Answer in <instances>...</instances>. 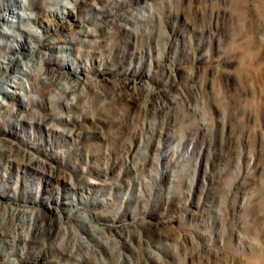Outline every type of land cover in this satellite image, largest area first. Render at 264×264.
<instances>
[{
    "label": "rangeland",
    "instance_id": "374dc122",
    "mask_svg": "<svg viewBox=\"0 0 264 264\" xmlns=\"http://www.w3.org/2000/svg\"><path fill=\"white\" fill-rule=\"evenodd\" d=\"M62 1L69 7L47 5L70 12L69 34L96 32L91 44L59 53V62L84 66L90 100L58 107L61 134L37 127V106L24 110L35 129L0 125L31 158L24 169L0 155V215L33 211L59 226V245L74 244L80 264H264V0H120L104 17L94 10L107 0ZM168 8L178 20L165 21ZM144 10L159 12V24L149 17L165 36L158 44L118 28L135 32L125 17ZM114 87L140 100L99 111L95 94ZM51 172L59 182L47 180ZM4 239L0 264L37 258L38 242L12 253ZM57 252L35 264H77Z\"/></svg>",
    "mask_w": 264,
    "mask_h": 264
},
{
    "label": "bare ground",
    "instance_id": "6f19581e",
    "mask_svg": "<svg viewBox=\"0 0 264 264\" xmlns=\"http://www.w3.org/2000/svg\"><path fill=\"white\" fill-rule=\"evenodd\" d=\"M138 1L146 3L147 0ZM184 1L189 2L188 0ZM50 2L59 6L65 4V7H69V5L62 0H0V83L6 85L5 87H3L2 84L0 85V96L2 95V99H0V125L2 123L7 126L13 124V128H24L27 123L30 129H32L34 123L26 121V118H28V113L26 112L33 110L31 106H37L40 109L38 110V120L34 121L37 127H43L47 133H60L54 122V119L59 116L57 113L58 107L70 105L78 106L90 100V92H88V90L86 92L82 91V81L84 80H80L81 77L79 76V74L85 73L84 66L78 64V61L72 60L71 58L67 59V61L59 62L61 57L59 53L71 52L79 42L91 44L93 41L90 38H85L95 36L96 32L95 30L81 29L78 31L77 36H75V34H69L70 30L75 26V23L66 20L68 16L70 17V12L67 13L68 16L65 15L66 13L64 11L59 13L56 7L50 8L47 5V3ZM233 2L239 6L242 3L241 0H233ZM120 4H122L120 0H107L106 3H103L100 7H96V10H93L94 13L97 14L104 13L102 17L110 16L115 14L112 8ZM51 12L54 15L57 13L59 16V18L57 16L53 31H51L52 23L49 18ZM162 13L164 14L162 17L164 16L165 21L178 20V13L171 8L165 9ZM128 15L129 16L126 15L127 17H125V20L132 23V25L134 23L138 24V28L134 32L132 29H127V27L126 31L123 29L124 25L118 23V28L122 33H125V35L133 33L137 40L146 41L148 44L150 42L158 44L161 39L163 40L165 38V36H162L160 33V30L155 32V26L149 23V17L151 18L154 15L157 17L156 22L158 24L160 23L161 17L159 16V12L148 14L144 10L139 14L130 12ZM94 16L93 19H99L100 21L101 17L97 15ZM239 20L241 22L245 21V11L243 9L239 12ZM36 25L43 28L44 34H41L35 29ZM100 30L101 34L102 31L104 34L106 33L105 28ZM203 35H205V33ZM18 39L20 42L14 44V41ZM146 49L147 48H145V53ZM136 51H138V48ZM141 51L143 52L144 49ZM22 57L27 58V60L24 61ZM95 95L103 98L102 103L100 102L101 100L99 101L100 106H98V109L106 113L110 110L114 112V107L117 106V104H124V106L129 107L131 102L140 100V93L135 90L127 91L124 87H114L99 92V94L96 93ZM24 110H26V112ZM71 132L72 134L76 133L73 130ZM1 134L0 155L4 157L3 160L5 159V164L8 166H13L14 164L19 166L22 165L24 169H28L31 159L30 156L25 158V155L20 153L18 147L5 141L6 134L3 131ZM47 141L49 140L47 139ZM1 163L0 161V167H2ZM16 171H18V169ZM26 174L23 173L24 178L32 176V174L34 175V173H30V171ZM47 178L49 182L57 183L60 180V175L51 172L48 174ZM59 230V226L54 227L53 223L50 221L40 220L33 211L20 213L16 211V209H12L6 214L0 215V235L5 237L3 240L5 249H10L13 253L18 242H22L24 245L30 242L39 243L38 251L36 252L38 256L34 260L26 261L29 264H35V262L42 260H55L48 258L47 255L48 252L54 249L58 251L57 257L69 256L72 257L74 261H77L75 263L80 264L81 255L74 244L69 249H65L63 246L59 245L60 241H62L61 238L58 239ZM80 241L84 243L87 242V240L85 242L83 239ZM19 261L13 258L8 264H21Z\"/></svg>",
    "mask_w": 264,
    "mask_h": 264
}]
</instances>
